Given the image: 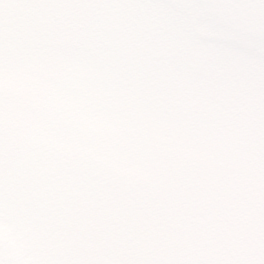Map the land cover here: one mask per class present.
I'll use <instances>...</instances> for the list:
<instances>
[{
	"label": "trees",
	"instance_id": "trees-1",
	"mask_svg": "<svg viewBox=\"0 0 264 264\" xmlns=\"http://www.w3.org/2000/svg\"><path fill=\"white\" fill-rule=\"evenodd\" d=\"M152 3L0 0L1 213L64 264H264V73Z\"/></svg>",
	"mask_w": 264,
	"mask_h": 264
},
{
	"label": "rangeland",
	"instance_id": "rangeland-1",
	"mask_svg": "<svg viewBox=\"0 0 264 264\" xmlns=\"http://www.w3.org/2000/svg\"><path fill=\"white\" fill-rule=\"evenodd\" d=\"M152 1L160 21H167L174 27L171 28L175 31L174 36L181 30L187 36V42H204L216 49L215 56L220 65H224L226 54L232 53L240 71L264 73V0ZM179 25H184V29L176 32ZM201 27L221 30L223 35L219 40L213 35L201 40L198 36ZM230 30L231 34H227ZM70 53L78 62L77 53ZM0 83H11L9 75L3 74ZM29 229L15 230L13 223L2 215L0 207V264H64L52 245Z\"/></svg>",
	"mask_w": 264,
	"mask_h": 264
}]
</instances>
